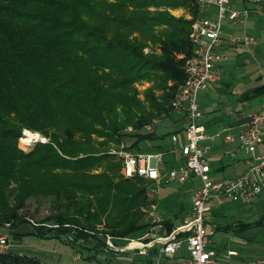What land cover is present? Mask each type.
Listing matches in <instances>:
<instances>
[{"label":"trees","instance_id":"trees-1","mask_svg":"<svg viewBox=\"0 0 264 264\" xmlns=\"http://www.w3.org/2000/svg\"><path fill=\"white\" fill-rule=\"evenodd\" d=\"M187 1L0 0V228L30 224L43 238L105 248L108 234L146 227L153 182L124 177L110 149L164 138L141 129L169 116L185 81L191 19L170 8ZM140 79L153 82L143 98ZM24 128L48 140L25 151ZM31 198L49 201L40 220L20 213ZM0 264L49 263L7 248Z\"/></svg>","mask_w":264,"mask_h":264},{"label":"built area","instance_id":"built-area-1","mask_svg":"<svg viewBox=\"0 0 264 264\" xmlns=\"http://www.w3.org/2000/svg\"><path fill=\"white\" fill-rule=\"evenodd\" d=\"M194 1L200 11L216 7L217 13L216 16L206 13L195 18L192 24L193 49L184 62L186 81L172 100L173 110L186 122L181 133L172 134V150L181 153V162L166 170L163 168L165 150H134L128 143L110 149V153L122 160L126 177H143L153 184L148 187L149 202L144 208L146 227L139 235L124 237L126 243L123 245L108 234L105 248L117 254L132 251L147 255L152 264H222L217 258V249L210 245L215 226L208 229L205 225L212 199L250 201L264 192V100L254 109L238 111L235 124L214 133H210L204 123L199 102V93L221 79L220 63L229 58L224 50L226 45L243 44L248 49L258 45L256 37L247 33L250 8L235 7L230 0ZM225 21L241 25L242 33L225 37ZM158 122L159 119L154 120V123ZM154 123L146 124V131H154ZM219 136L247 154V169L226 181H217L211 176L209 153ZM225 152L235 158V149L228 148ZM195 177L200 182L193 189L189 210L179 220L167 219L159 210L160 188L165 183L176 180L186 183ZM168 223L173 224L171 230ZM9 242L8 233L0 232V250L7 249ZM184 249L187 256H182ZM176 257L178 259L174 260ZM237 264H264V257Z\"/></svg>","mask_w":264,"mask_h":264},{"label":"rangeland","instance_id":"rangeland-1","mask_svg":"<svg viewBox=\"0 0 264 264\" xmlns=\"http://www.w3.org/2000/svg\"><path fill=\"white\" fill-rule=\"evenodd\" d=\"M179 1L181 2V0ZM233 1L234 0H231V2ZM249 2L250 1H248V3ZM185 4L186 6H178L176 8H170V10L174 15L178 17L184 16L187 19H191L190 38L192 41V24L195 18L199 16L200 10L194 0H188ZM196 11L197 14H195ZM255 15L256 16L254 21L252 20V17L251 20L248 19L246 28L248 34L256 37L258 45L251 48V50H249L250 52L248 51L243 56L236 54L234 51H229V53L227 52L231 59L225 63V73L222 78V83L216 86H210L208 90H204L199 93V102L201 110L204 113V120L212 115H223L225 117V113L227 112V110L231 109H236L238 111H247L250 109H254L261 101L264 100V13L260 12L259 14ZM224 24H226V22H224ZM233 31L236 34L242 33L239 26L233 29ZM146 50H148V48H146ZM239 56L241 58H239ZM181 69L185 74L184 62L181 65ZM152 84L153 82H149L147 80H136L134 85L138 90V96L140 98H143L144 91ZM173 84H175L174 81L168 80V86H172ZM183 84H180V86H178L175 94L183 86ZM160 92L161 91L158 90L157 94H160ZM171 108V113L168 117L154 118V120L161 119L158 123H154V120L152 121L155 124L154 132L157 136L163 135L165 146H170V143H172L171 134H173L172 132L176 133L177 130V127L173 124V120L174 118H177L179 114H177L173 110V107ZM130 127H132V130L134 129L133 124H128L126 126L127 132H132V130H129ZM27 130L39 133L41 137L38 139V141L48 140V138L40 131L24 128L23 134L19 138V142L20 147L25 151L31 150L35 142H37L35 140L31 142H26L23 140V138L27 137V135L25 134ZM141 130L146 131L145 126ZM126 141H128V143L131 142L129 138H127ZM158 142L159 139L153 140L152 142H149V140L145 139L143 141L142 147L144 146V150H162L157 147ZM116 145L114 144L112 146L117 147ZM164 150L167 151L166 148ZM170 156L171 154L167 151L164 157V164L166 165L167 169H170L173 165L168 162ZM120 172L124 175L122 168ZM217 175L220 176L219 173ZM124 177L126 176L124 175ZM194 182L181 183L176 180L163 184L160 188L161 193L159 210L165 216L172 218L175 217V213L180 212L181 215L178 218L176 217L175 220L179 219L180 217L182 218L191 207L190 203L192 204V202L190 197L191 191L188 196L183 199L184 202L180 199V195H182L181 193H183L180 191H182L183 188L192 190L194 188L193 184H197L199 180L195 179ZM174 188L179 189V191H176L175 193L171 192V190ZM263 193L261 194L262 196ZM262 201H264V198ZM147 204L141 207L143 213L144 208L147 206ZM249 205V203H246L241 199H233L226 205L224 211L225 215L218 216L213 213H218L217 211L221 210V205L215 203L212 207V213L206 214L205 225L208 229H210L212 221H216L217 223L219 222L222 225L233 222V220L251 221L255 220L264 211V208L259 205L252 204L251 208H249ZM247 207L249 209H246ZM49 209V201L47 199L41 198L40 200L35 201L31 198L26 201L24 209H20V213H26L32 219L40 220L49 213ZM261 218L264 219V215L261 216ZM8 225L10 224L8 223ZM10 229L11 228L9 227L0 228V232L8 233L10 239L9 246H11V240H13L14 245H12V249L16 250V244L19 243H22L25 246H40L42 248H47L62 255V263L60 264H152L149 256L134 253L132 251L125 254H117L112 250H106L105 248L100 246L96 248H89L87 247V245L84 246L80 243L69 242L64 238H43L38 236L37 234H27L23 236L21 234L12 232V230ZM138 232L139 230H137V233ZM235 232L227 231L229 240L226 241V244L228 246L237 248L241 251L242 255H249L254 251H259L260 256L257 258L264 257V224H258L255 227L250 228L248 230L247 236H242V233ZM134 235L135 233L131 236ZM220 235H222L220 232L212 234L210 236L211 241L218 242V236ZM124 239L125 238L118 239L116 240V242L120 245H123L126 243V240ZM221 240L219 242H224L223 240ZM187 255L188 253L186 249H184L182 256ZM176 259H178V257H176L174 260ZM246 261H254V259Z\"/></svg>","mask_w":264,"mask_h":264},{"label":"crops","instance_id":"crops-1","mask_svg":"<svg viewBox=\"0 0 264 264\" xmlns=\"http://www.w3.org/2000/svg\"><path fill=\"white\" fill-rule=\"evenodd\" d=\"M234 1H235V3H234ZM234 1L231 3L235 7L241 8V7L246 6V7L250 8V16H249L250 20H251V17H252L253 21L255 20V16H256L255 14H259L260 12L264 13V0H261L260 2L250 1L249 3H248V0H234ZM206 13L216 16L217 9H216V7H211V8H209V10L200 11L199 15L206 14ZM225 22H226V24H224V36L225 37H229L231 34H234L235 32L233 31V29H235L237 26L240 27L241 32H242V26L241 25L231 23L230 21H225ZM224 50L226 53L227 52L229 53V51H234L236 54L243 56L245 53H247L251 49H248L243 44H237V45H233V46L232 45H226L224 47ZM240 56H239V58H241ZM230 59H231V57H229L227 60L220 63V67L222 70L221 79L217 83L213 84L212 86H216V85H219L222 83V78H223V75L225 73V63ZM237 112H238V110L231 109V110H227V112L225 113L226 114L225 117L223 115H221V116L220 115H212V116L208 117L206 120H204V119L203 120H204V123L206 124L208 131L210 133H214V132H218V131L222 130L224 127H226L229 124H235L236 123V117L235 116H236ZM179 116L177 118H174V120H173V124L177 127L176 132H181V130L183 129V127L186 124L185 120L181 116L180 117ZM172 133H175V132H172ZM164 143L165 142H164V138H163V139L159 140L158 145H162L163 148H161V149L164 150L166 148V150L169 151V153L171 154L170 159L168 161L171 164H173L171 167L178 165L182 159L181 153L178 151L175 152L172 150V146H173L172 143H170V146L169 145L165 146ZM228 148L235 149V152H236L235 158H232L226 154L225 151ZM209 157H210V162L212 165L211 176H212V178H214L217 181H226V180H229L231 178H234V177L238 176L239 174H241L243 171H245L248 167V164L246 162L247 154L243 150L237 149L235 144L226 143L223 140L222 136H219L216 139V141L214 142V144L212 146V150L209 153ZM164 163H165V159H164ZM163 168L167 170V167L165 164H163ZM218 173L220 174V176L217 175ZM195 179H198L200 182V179L195 177V178H192V180L189 183L194 182ZM199 182L197 184H199ZM197 184H193V186L195 187ZM193 189L188 190V189L183 188L184 191L183 190L180 191V192H183V193H181L182 195H180L181 196L180 199L184 202L183 199H185V197L188 196L190 191H191L190 197L192 198ZM176 191H179V189L174 188L171 190V192H173V193H175ZM160 193H161V189H160ZM263 198H264V193H263V196L262 195L257 196L250 201H244L242 199L241 200L246 202V203H249L250 204L249 208H251L252 204H256V205H259V206L264 208V201H262ZM159 200H160V198H159ZM232 200L226 199V200L220 201L216 198L212 199L211 209L207 213H212L213 204L218 203L221 205V210L217 211L218 213H213V214L218 215V216L225 215L224 211H225L226 205L228 203H230ZM191 202H192V199H191ZM190 206H191V203H190ZM249 208L247 207L246 209H249ZM180 215H181L180 212H178V213H175L174 218L168 217V216H166V218L172 221V220H175L176 217L178 218ZM263 215H264V211L255 220H251V221L233 220V222H229V223H226L224 225L220 224L219 222L217 223L216 221H212L211 227L215 226V233L220 232L222 235L218 236V242L211 241L210 245L217 249V258L220 260V262L222 264H237L243 260H253V259L255 260L257 257L260 256L259 251H254L253 253H250L249 255H242L240 250H238L237 248H234L232 246H228L226 244V241L229 240V238L227 236V231H232V232L236 231L237 233H242V236H247L248 230L250 228L255 227L258 224H264V219L261 218V216H263ZM179 219H177V220H179ZM257 221H260V222H257ZM12 232L17 233V234H21L23 236L27 235V234H35L33 232V227L30 224H21L17 228L12 229ZM221 238L224 242H219L221 240ZM11 241H12L11 246H9L8 249H12V247H13L12 245H14L13 240H11ZM16 248L17 249L15 251L36 256L39 259H41L42 261H45L46 263H49V264H60V263H62L61 262L62 255L60 253H56L52 250H49L47 248H42L40 246H35V247L25 246L22 243L16 244ZM229 251H234V253L230 254Z\"/></svg>","mask_w":264,"mask_h":264},{"label":"bare ground","instance_id":"bare-ground-1","mask_svg":"<svg viewBox=\"0 0 264 264\" xmlns=\"http://www.w3.org/2000/svg\"><path fill=\"white\" fill-rule=\"evenodd\" d=\"M26 135H27V137L23 138V140L26 142H31V141H34V140L39 139L41 137V135L39 133L31 132L29 130L26 131Z\"/></svg>","mask_w":264,"mask_h":264},{"label":"water","instance_id":"water-1","mask_svg":"<svg viewBox=\"0 0 264 264\" xmlns=\"http://www.w3.org/2000/svg\"><path fill=\"white\" fill-rule=\"evenodd\" d=\"M26 134V133H25ZM35 141H38V139H36Z\"/></svg>","mask_w":264,"mask_h":264}]
</instances>
